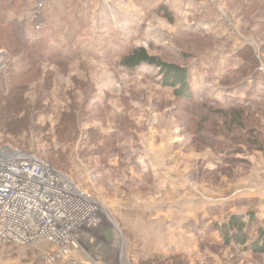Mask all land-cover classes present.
I'll list each match as a JSON object with an SVG mask.
<instances>
[{"label":"rangeland","instance_id":"1","mask_svg":"<svg viewBox=\"0 0 264 264\" xmlns=\"http://www.w3.org/2000/svg\"><path fill=\"white\" fill-rule=\"evenodd\" d=\"M8 1L0 145L48 159L103 226L67 254L0 242V264H264V148L224 123L244 111L264 127V0ZM138 47L187 66L195 101L123 66ZM251 214L248 248L227 245L222 227Z\"/></svg>","mask_w":264,"mask_h":264},{"label":"built area","instance_id":"2","mask_svg":"<svg viewBox=\"0 0 264 264\" xmlns=\"http://www.w3.org/2000/svg\"><path fill=\"white\" fill-rule=\"evenodd\" d=\"M99 208L90 193L49 162L0 145V242L43 240L67 254L80 232L100 224Z\"/></svg>","mask_w":264,"mask_h":264},{"label":"trees","instance_id":"3","mask_svg":"<svg viewBox=\"0 0 264 264\" xmlns=\"http://www.w3.org/2000/svg\"><path fill=\"white\" fill-rule=\"evenodd\" d=\"M9 5L10 2L8 0H0V6L2 9L10 7ZM20 42L22 44V48H25L23 45L26 46L27 44L24 41L23 35ZM38 52L40 53V49H38ZM121 64L129 69H136L142 65L154 66L159 70V74L161 75V84L163 86L172 88L177 98L185 100L189 103H193L195 101V91L192 86L190 70L187 66L177 62L167 61L159 56L152 55L144 47L129 49L122 56ZM244 114V111H233L230 114L226 113L227 118L224 122L225 127L229 130H232L236 125L237 128L244 131L243 136L247 137L246 140L250 143L249 145L263 149L264 127L263 129L259 130L256 126L250 125L248 118L245 117ZM12 149L17 148L13 147ZM21 151L29 153L25 150ZM36 156L44 159L54 166L43 156ZM54 167L57 168L56 166ZM253 220V214L250 215V222L244 220V218L240 215H233L229 222L226 223L221 229L225 243L227 245H235L238 247L244 246L245 248H248L247 243L249 241V229ZM252 249L256 253L264 252V232L262 230L260 232V239L253 242Z\"/></svg>","mask_w":264,"mask_h":264},{"label":"crops","instance_id":"4","mask_svg":"<svg viewBox=\"0 0 264 264\" xmlns=\"http://www.w3.org/2000/svg\"><path fill=\"white\" fill-rule=\"evenodd\" d=\"M102 221H100V224L97 226V227H95V228H87V229H85V230H83L82 232H80V236L81 235H84V234H89V233H91V232H93L94 230H96V229H98V228H100L101 226H103L102 225ZM105 223V222H104ZM106 239V238H105Z\"/></svg>","mask_w":264,"mask_h":264}]
</instances>
